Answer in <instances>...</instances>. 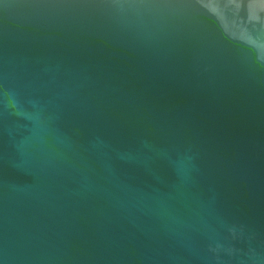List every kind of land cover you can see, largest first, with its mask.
<instances>
[{"label": "water", "instance_id": "95a60500", "mask_svg": "<svg viewBox=\"0 0 264 264\" xmlns=\"http://www.w3.org/2000/svg\"><path fill=\"white\" fill-rule=\"evenodd\" d=\"M0 264H264V0H0Z\"/></svg>", "mask_w": 264, "mask_h": 264}]
</instances>
